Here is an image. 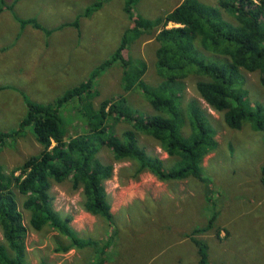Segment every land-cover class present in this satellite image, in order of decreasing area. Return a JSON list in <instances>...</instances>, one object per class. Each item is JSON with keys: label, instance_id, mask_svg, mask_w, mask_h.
I'll list each match as a JSON object with an SVG mask.
<instances>
[{"label": "rangeland", "instance_id": "1", "mask_svg": "<svg viewBox=\"0 0 264 264\" xmlns=\"http://www.w3.org/2000/svg\"><path fill=\"white\" fill-rule=\"evenodd\" d=\"M2 1L0 12L5 5L13 4L14 12L21 18L37 17L46 28L70 27L75 42L73 35H70L69 55L74 54L75 61L84 65L75 73V66L70 67V76L76 74L73 82H83L89 75L87 70L94 66L96 56L100 61L108 58L123 38L127 43L123 57L135 66L139 67L141 63L146 66L141 79L150 85L160 82L155 68L157 42L154 35L158 26L140 33L131 31L133 22L123 10L127 0ZM181 1L135 0L131 9L136 18L154 20ZM202 1L218 6L221 0ZM97 2L101 5L86 15L85 9ZM4 11L16 26L15 43L22 41L11 51L4 50V41L0 44V130H11L18 128L26 112V103L19 89L37 103L44 101L43 104H49L54 98L36 94L39 91L36 89L35 58L27 48L24 27L20 28V21L18 23L8 9L4 8ZM223 14L232 20L226 11ZM76 17H79L77 27L67 24H72ZM6 18L2 11L0 25L5 23ZM172 26L173 23L167 25ZM88 32L91 33L90 37L87 36ZM31 41L39 44L40 36L32 34ZM24 53L31 58L26 60L22 57ZM4 54L10 55L9 58ZM17 54L21 55L20 59L16 58ZM51 68L47 70L50 72ZM122 70L120 63L112 65L95 79L89 97L85 95L83 101L73 99L63 105L60 115L66 139L85 130L88 118L82 111L92 107L88 101L98 107L102 100L112 99L136 112H156L139 90L125 91ZM243 72L248 101L264 104V86L259 82V73ZM199 78L190 75L184 80L183 103L192 98L200 101L216 128V147L201 162L205 182L194 177L161 181L148 171L133 177L134 167L131 163L114 162L110 151L101 146L97 153L100 160L114 165L112 177L105 181L111 205V224L103 217L83 209L81 189H73L69 180L52 183L53 207L62 215L71 214L70 224L78 236L93 239L98 246L107 244L102 254L105 257L103 264H200L192 237L207 244L206 264H264V189L259 181V169L264 162V132L255 130L249 122H245L240 129L229 128L224 123L221 111L212 109L199 99L195 86ZM68 81V77L56 82L48 79L47 75L45 77V84L51 90L61 89ZM106 123L112 126L117 135L129 128L124 119L116 121L114 117H109ZM138 140L149 153L165 160L166 167L172 166L170 157L156 140L143 134H138ZM41 149L31 130L26 128V132L2 143L0 165L4 172L16 171L17 174L23 161L38 154ZM15 191L28 225L26 244L29 264H91L97 259L94 253L97 251L89 245L59 250V245L68 243L66 238L58 236L56 231L46 226L41 231L33 230L28 224L29 214L22 207L24 196L17 189ZM209 222V228L200 229Z\"/></svg>", "mask_w": 264, "mask_h": 264}, {"label": "trees", "instance_id": "2", "mask_svg": "<svg viewBox=\"0 0 264 264\" xmlns=\"http://www.w3.org/2000/svg\"><path fill=\"white\" fill-rule=\"evenodd\" d=\"M127 0L124 12L133 22L131 31L140 33L157 27L154 40L157 85L141 79L146 66H135L122 55L125 38L111 55L96 65L87 78L57 96L52 103L41 104L24 98L26 112L17 129L0 130V147L7 139L29 128L42 149L26 158L17 171L6 173L0 165V264H29L27 259L28 225L19 208L16 191L24 196L22 207L28 212V224L35 231L45 226L66 238V245L57 249L93 247L97 258L91 264H103L107 244L78 236L70 222L71 214L62 215L54 209L50 189L53 182L69 180L73 189H81L83 209L112 223L111 205L105 181L113 175V163H104L97 153L105 146L114 162L127 161L134 167L133 177L148 171L161 181L194 177L202 182L201 162L216 147V128L201 102L195 98L183 103L185 79L200 77L196 83L199 99L223 113L224 123L240 129L249 122L255 130L264 132V104L248 101L244 86L247 72L257 71L264 86V0H221L216 5L202 0H182L173 9L148 20L134 17ZM3 1L0 0L2 7ZM100 2L85 9L89 14ZM0 7V8H1ZM4 8V7H3ZM226 11L232 20L224 17ZM78 19L72 22L78 26ZM45 30L35 18L19 20ZM169 23L174 26L167 27ZM142 28V30H141ZM137 30V31H136ZM46 33H49L45 30ZM122 67V86L125 91L137 89L155 113H141L123 106L120 101L104 99L98 107L83 110L88 119L85 130L65 138L60 110L67 102L89 97L98 75L114 64ZM124 98V97H123ZM109 117L124 119L129 128L120 135L106 123ZM138 134L156 140L170 157L166 167L161 157L149 153L139 143ZM54 143V144H53ZM259 181L264 189V162L259 169ZM215 215V213H214ZM211 221V218L210 220ZM210 222L204 230L210 227ZM197 248L200 264H206L207 244L191 238Z\"/></svg>", "mask_w": 264, "mask_h": 264}, {"label": "crops", "instance_id": "3", "mask_svg": "<svg viewBox=\"0 0 264 264\" xmlns=\"http://www.w3.org/2000/svg\"><path fill=\"white\" fill-rule=\"evenodd\" d=\"M5 9H8L10 12V10H13V4L10 5H5L4 6ZM3 8V15H5L7 18L5 19V23L0 25V44L2 41L5 42L4 50H13L16 46L21 45L22 41H20L19 43H15L16 37H17V33H16V26H14L13 22H10L8 17V14L6 11H4ZM1 11V12H2ZM0 12V13H1ZM10 15H12V17H14L17 22L21 19V20H25V18H21L19 16L16 15V13L14 12H10ZM13 18V19H14ZM28 19L30 18H35L37 20V22L49 33H46L44 31H42V29H38L30 24H25L22 25L23 28L24 27V32L26 34L27 37V48L30 52V54L35 58V77H36V89L39 92H36V94L41 95L42 97H51L53 96V98L55 99L57 96H59L62 91L67 90L69 88H72L74 86H76L78 83H80L81 81H77V82H73L75 79L76 74L70 76V67L75 66V70L74 73L80 68V67H84V65L80 64L78 61H75V56L73 55H69V44H68V38L70 37V35H73L72 30L70 29V27H66V26H61L58 28L57 27H52V28H46L43 23L41 24L39 22V20L37 19V17H27ZM19 23V22H18ZM68 25H72L74 27L73 24H69ZM55 28V29H53ZM53 29V30H52ZM57 29V30H56ZM55 30V31H54ZM41 32H44L43 35H41ZM78 33L80 35V31L78 29ZM32 34H38L40 36V43L36 44L34 42L31 41V35ZM91 33L88 32V35L90 37ZM80 39V38H78ZM74 35H73V43H74ZM14 46V47H13ZM10 47H13L12 49H9ZM83 48V47H82ZM84 49V48H83ZM7 53V52H5ZM10 55H6L4 54V57L9 58ZM22 57H25V59L27 60V58H31L30 56L27 55V53H24ZM17 59L21 58L20 54L16 55ZM98 56H96V58L93 60V67L92 69L98 65L101 61L97 60ZM51 71L49 72L47 69L48 67H51ZM91 69V70H92ZM91 70H87V74L90 73ZM48 77V79L52 80L53 82H56L58 79H63V78H67L68 77V82L61 88L58 90H51L49 88V86H47L45 84V77ZM70 76V77H69ZM20 90V94H22L23 99L27 98L31 101L32 100L31 96L29 94H27L24 90L19 89ZM60 93L58 95H55V93ZM37 102V101H34ZM40 103V102H38ZM44 101H42L41 104H43ZM106 189V188H105Z\"/></svg>", "mask_w": 264, "mask_h": 264}]
</instances>
